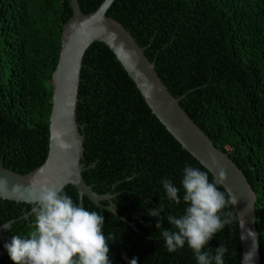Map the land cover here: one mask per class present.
Listing matches in <instances>:
<instances>
[{
  "label": "trees",
  "instance_id": "16d2710c",
  "mask_svg": "<svg viewBox=\"0 0 264 264\" xmlns=\"http://www.w3.org/2000/svg\"><path fill=\"white\" fill-rule=\"evenodd\" d=\"M84 13L103 0H78ZM107 15L120 21L154 63L171 94L216 147L228 153L256 191V225L264 264V0H114ZM70 0H0V162L18 173L41 165L48 154L52 73L61 49ZM77 121L83 126L82 172L98 193L112 194L117 212L83 196L84 208L104 216L112 264H197L187 243L169 253L158 232L172 230L169 214L181 216L183 170L205 171L153 114L134 81L103 42L82 59ZM81 129V128H80ZM171 179L181 203L171 201L160 181ZM224 191L222 185H218ZM79 204L74 185L63 189ZM163 203L162 229L148 209ZM108 205L109 201H101ZM34 203L0 198V264H15L4 244L34 231ZM235 219L205 250L224 244L225 264H241ZM28 213L27 217L23 215Z\"/></svg>",
  "mask_w": 264,
  "mask_h": 264
},
{
  "label": "water",
  "instance_id": "95a60500",
  "mask_svg": "<svg viewBox=\"0 0 264 264\" xmlns=\"http://www.w3.org/2000/svg\"><path fill=\"white\" fill-rule=\"evenodd\" d=\"M113 1L103 0L96 10L84 13L78 0H70L72 15L62 25L59 59L50 80L53 95L47 157L41 165L27 173L13 171L0 162V198L34 203L41 186L63 189L71 184L78 191L79 205L84 207L85 195L99 208L109 209L133 226L117 212L111 201L113 195L98 193L82 175L86 167L82 162L84 131L77 121L80 71L85 51L91 43L100 41L113 51L153 114L181 146L215 179L219 178L221 171L226 174L221 185L230 190L238 201L234 208L239 223L241 264H261L260 235L256 225V191L228 153L216 147L182 108L179 102L183 96L171 94L154 63L130 31L120 21L107 15ZM104 200L109 201V204L103 205L101 201ZM11 222L1 224L0 231L8 228Z\"/></svg>",
  "mask_w": 264,
  "mask_h": 264
},
{
  "label": "clouds",
  "instance_id": "9594fccd",
  "mask_svg": "<svg viewBox=\"0 0 264 264\" xmlns=\"http://www.w3.org/2000/svg\"><path fill=\"white\" fill-rule=\"evenodd\" d=\"M225 173L209 181V175L191 165L183 170V202L187 205L184 214L177 217L167 215L172 230L162 229L164 206L148 209L150 216L158 218L156 223L159 237H162L169 253L185 247L193 251L197 264H225L228 248L221 244L205 250L209 241L235 217L224 212L238 201L233 193L218 185L223 183ZM167 197L177 205L181 203L180 189L171 179L160 181ZM32 213L35 217L34 231L28 236L13 235L4 244L15 264H112L109 241L112 236L104 234V216L89 211L73 201L62 189L41 186L38 199L34 201ZM129 264H138L137 258Z\"/></svg>",
  "mask_w": 264,
  "mask_h": 264
}]
</instances>
